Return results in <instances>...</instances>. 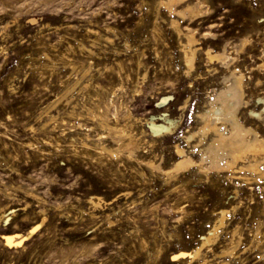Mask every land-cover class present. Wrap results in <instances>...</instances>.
<instances>
[{"label": "rangeland", "instance_id": "obj_1", "mask_svg": "<svg viewBox=\"0 0 264 264\" xmlns=\"http://www.w3.org/2000/svg\"><path fill=\"white\" fill-rule=\"evenodd\" d=\"M166 1L0 0V264H264L263 154L260 171H166L176 143L201 159L196 114L234 75L239 118L264 139V0H190L202 12L183 17ZM99 115L138 148H118ZM151 117L178 127L155 135Z\"/></svg>", "mask_w": 264, "mask_h": 264}, {"label": "bare ground", "instance_id": "obj_2", "mask_svg": "<svg viewBox=\"0 0 264 264\" xmlns=\"http://www.w3.org/2000/svg\"><path fill=\"white\" fill-rule=\"evenodd\" d=\"M193 3L194 2H192L191 4L190 0H167L166 1V4L172 8L174 14L179 17H183L185 15H189V16L199 15L202 12L201 11L202 8L198 5V3L196 2L195 4ZM178 20L173 19L172 23L175 24L174 26L179 32L180 26L177 25ZM194 30L195 29L190 27V30L187 33V35L185 34V37L187 39H186V42L183 44V54L181 53L184 57V62H185V65H187L186 66L187 69H192L195 66L194 61H195L196 49L198 47L196 48V46L194 45V42L195 41L197 42L196 37L194 35ZM203 34H205V32ZM205 51H206L205 55L207 59H209V61L213 59L216 60L215 58H219V57L224 58L226 54V53L224 54L223 51H221L222 53L220 51L219 52L211 51L209 47L205 49ZM259 65L260 67L264 68V62H262ZM233 68L234 67L232 66V69ZM254 99L256 100V98ZM259 99L263 103V108H261L263 111L264 110V97H260ZM243 102H244V90H243V77L241 73L238 75H234L232 80H229L228 84L225 87H222L218 91H216L215 98L208 103V105L206 106L204 110L197 112L196 114L199 117V119H201L202 121L201 122L202 126L199 127V132L202 135H204V133L205 134L209 133L211 135L210 140L207 142V144H205V147L202 150V155L199 156L201 157V159L194 160L195 158L191 157L192 154L190 155L191 151L188 152L185 148H183L180 145H177L176 143L174 145V154L176 156V159L174 161L173 166H171L170 168H167L166 171L167 172H170L172 170L179 171V169H183L186 167H192V166H198L199 169L205 170V171L208 169H213V170L223 172V173L228 170L233 171L234 169H236L237 171L245 170L246 168L252 169V170H259V162L256 159V155L258 154L264 155V139L259 137V135L257 134L258 132H256L253 128L249 127V125L245 126L246 124L244 125L241 122L239 118V113H241L240 111H242L240 109H242ZM249 112H251L252 114H256L257 116L259 115L255 111H249ZM98 119L101 125L107 128V133L109 135V138H111L113 141L116 142V144L118 145V148L127 150L129 154H132L135 151V149L138 148L136 147V143L133 141L131 131L126 128L127 126L126 127L111 126L107 122L103 121V118L102 116L100 117V115L98 116ZM137 119L138 118L136 117L135 120ZM146 121L150 124L152 133L155 135H158V134H171L175 132V129L178 127L179 120L177 121V120L166 118L162 122H157V121H154L153 117H151L150 119L149 118L146 119ZM220 125H223L226 128V131H223L222 130L223 126L221 128ZM194 132L195 131L188 133L184 135V137L188 140L195 135ZM101 149L108 150L109 152H111V150L108 149L105 145H102ZM246 155L251 156V159H249L246 163L240 164V161L243 158H245ZM149 164L157 168L160 167L159 165L154 164L152 161L149 162ZM260 173L264 175V170H262ZM89 199L93 205H96L99 203V201L102 198L99 195H94L90 197ZM224 214H225V211L221 210V217L219 218V224L222 223ZM215 230H216V225L206 235H203L201 237L202 244L208 242L209 239H211V236L215 232ZM16 237L18 238L17 240L13 235H8L6 236L5 241H7L10 244L12 242L18 244L23 239V236L21 235L20 236L16 235ZM199 251L200 250L197 249L196 252H193L192 256L199 253Z\"/></svg>", "mask_w": 264, "mask_h": 264}]
</instances>
